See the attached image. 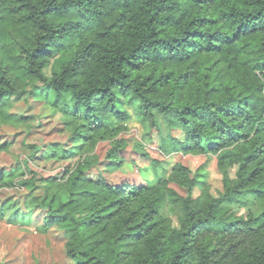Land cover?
<instances>
[{"label": "trees", "instance_id": "obj_1", "mask_svg": "<svg viewBox=\"0 0 264 264\" xmlns=\"http://www.w3.org/2000/svg\"><path fill=\"white\" fill-rule=\"evenodd\" d=\"M26 93L71 128L73 147L55 142L42 157L81 156L42 183L25 177L27 160L0 168V187L26 189L0 217L27 224L44 210L39 229L63 231L75 264H264V0H0V122L25 120L12 109ZM124 106L166 125L165 152L216 154L236 178L225 170L220 196L196 198L203 180L183 165L171 178L187 195L157 170L109 180L124 164L110 122L130 118ZM102 140L113 145L100 161L90 152ZM253 199L255 213L229 212Z\"/></svg>", "mask_w": 264, "mask_h": 264}, {"label": "rangeland", "instance_id": "obj_2", "mask_svg": "<svg viewBox=\"0 0 264 264\" xmlns=\"http://www.w3.org/2000/svg\"><path fill=\"white\" fill-rule=\"evenodd\" d=\"M24 81L28 88H31L28 78L24 77ZM124 108L129 110L130 118L125 121L110 119L112 125L120 129L116 138L124 140L126 146L120 151L124 158L123 168L106 172L105 175L109 180L142 181V175L138 171H144L146 177L155 178L157 170L170 179V186L180 194L187 195V187L171 178L175 168L183 165L191 170V177L203 180L193 189L192 194L196 198L206 192L220 196L225 191V170L231 179L236 178V167L222 166L216 154L184 153L180 150L165 152L162 148L164 143L162 137L163 134L169 133L166 125L162 122L160 127L163 130L159 131L152 121L146 124L134 115L133 109L129 106ZM12 111L26 118L18 123L0 122V139L13 140L9 150L0 152V168L10 169L18 162L23 163L27 160L32 172L27 170L25 177L36 175L37 182L42 183L40 177H61L76 164L81 154L69 155L61 159L42 157V152L55 142L61 143L67 149L74 145L70 139L71 128L64 123L60 111H55L49 104L34 96H28L27 93L16 103ZM173 134L183 137L179 130H174ZM112 145V140H102L90 154L103 161ZM96 172L94 168L93 173ZM36 192H41V189ZM25 193L26 189L19 186L0 187V205L8 198L23 202ZM259 209L260 204L255 199L248 205L240 201H232L229 212L246 217L249 212L255 213ZM22 210L26 211L24 205ZM166 211L177 223L174 211L170 208H166ZM10 216L11 214L7 213L4 217H0V264H75L66 254V235L63 231L57 228L47 231L39 229L45 216L44 210L36 211L35 219L27 224L9 219Z\"/></svg>", "mask_w": 264, "mask_h": 264}]
</instances>
